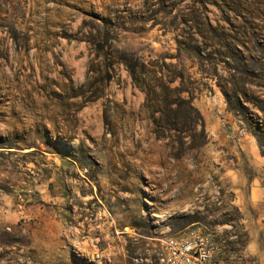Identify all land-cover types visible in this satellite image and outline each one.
Masks as SVG:
<instances>
[{
  "label": "rangeland",
  "instance_id": "obj_1",
  "mask_svg": "<svg viewBox=\"0 0 264 264\" xmlns=\"http://www.w3.org/2000/svg\"><path fill=\"white\" fill-rule=\"evenodd\" d=\"M154 77L264 161V0H0V264H158L190 231L260 264L221 179L238 148L172 130Z\"/></svg>",
  "mask_w": 264,
  "mask_h": 264
},
{
  "label": "crops",
  "instance_id": "obj_2",
  "mask_svg": "<svg viewBox=\"0 0 264 264\" xmlns=\"http://www.w3.org/2000/svg\"><path fill=\"white\" fill-rule=\"evenodd\" d=\"M202 116L205 118V129L213 135V140L227 146L233 143L238 148V153L232 158L230 165L224 167L221 179L231 187L232 204L243 217V227L248 235L243 252L259 257L260 264H263V245L260 241L264 222V161L256 143L242 132H238L241 138L235 140L237 133L232 132L233 128L227 127L230 122H226L225 117L211 115L206 110H203ZM214 117L218 122L213 123ZM225 129L232 131L225 133ZM74 240L76 244L75 235Z\"/></svg>",
  "mask_w": 264,
  "mask_h": 264
},
{
  "label": "trees",
  "instance_id": "obj_3",
  "mask_svg": "<svg viewBox=\"0 0 264 264\" xmlns=\"http://www.w3.org/2000/svg\"><path fill=\"white\" fill-rule=\"evenodd\" d=\"M177 45L180 48L189 50L180 40H176ZM126 71L132 81L133 86L142 90L145 94V102L148 101L150 94H154L153 87L149 85H142L143 80L139 78V75L150 74L151 71L146 65L138 60L129 61L124 63ZM181 82L184 81L183 76H180ZM158 83L159 88L168 97V101L165 104L164 116L169 121L172 130H176V124L179 120L189 122L190 130L195 133V130L199 128V133L202 137L206 138L204 121L198 110L193 105V100L188 95L187 98H182L183 91H179L177 88L171 89L170 86L175 82L171 79L153 78ZM188 94V93H187ZM226 96V93L223 92ZM192 150V149H191ZM242 217H239V221Z\"/></svg>",
  "mask_w": 264,
  "mask_h": 264
},
{
  "label": "built area",
  "instance_id": "obj_4",
  "mask_svg": "<svg viewBox=\"0 0 264 264\" xmlns=\"http://www.w3.org/2000/svg\"><path fill=\"white\" fill-rule=\"evenodd\" d=\"M159 264H220L219 245L214 237L199 231H190L181 236H168L160 240ZM97 260L101 257L94 254ZM144 260V263H148Z\"/></svg>",
  "mask_w": 264,
  "mask_h": 264
},
{
  "label": "bare ground",
  "instance_id": "obj_5",
  "mask_svg": "<svg viewBox=\"0 0 264 264\" xmlns=\"http://www.w3.org/2000/svg\"><path fill=\"white\" fill-rule=\"evenodd\" d=\"M93 259H96V260H97V258H95L94 256H93ZM140 262H142V263H143V260H140ZM158 264H159V262H158Z\"/></svg>",
  "mask_w": 264,
  "mask_h": 264
}]
</instances>
